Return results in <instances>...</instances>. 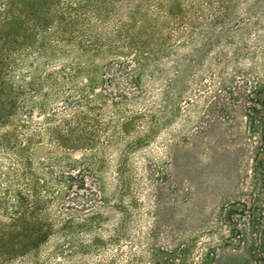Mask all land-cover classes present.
Returning a JSON list of instances; mask_svg holds the SVG:
<instances>
[{"label": "trees", "instance_id": "trees-1", "mask_svg": "<svg viewBox=\"0 0 264 264\" xmlns=\"http://www.w3.org/2000/svg\"><path fill=\"white\" fill-rule=\"evenodd\" d=\"M148 1L130 2L126 13ZM227 1L192 0L198 7L173 17L168 51L188 47L186 64L199 66L232 27L223 21ZM121 2L0 0L11 28L0 53V264H220L215 246L198 251L180 229L161 224L157 208L141 224L143 204L125 162L148 134L125 142L112 185L106 180L103 149L127 133L132 118L122 106L142 95L151 52L140 21L109 20ZM179 4L169 0L167 14ZM184 57L175 64L185 65ZM115 68L134 91H95Z\"/></svg>", "mask_w": 264, "mask_h": 264}, {"label": "rangeland", "instance_id": "rangeland-1", "mask_svg": "<svg viewBox=\"0 0 264 264\" xmlns=\"http://www.w3.org/2000/svg\"><path fill=\"white\" fill-rule=\"evenodd\" d=\"M168 1L136 2L140 6L128 16L126 8L134 0H122L109 17L140 21L151 52L141 76L142 95L122 106L132 118L127 133L103 149L106 180L111 186L125 142L148 134L128 151L125 162L143 204L141 224L157 208L161 224L180 229L198 251L215 246L220 264H264V0H228L223 21L232 27L219 33L196 68L186 64L188 47L168 51L167 43L175 36L173 17L183 19L187 7L198 4L178 0L175 13L168 15ZM9 16L6 9L0 11L2 54L11 35ZM21 30L15 32L22 35ZM182 56L185 65H176ZM104 76L111 82L95 91H134L118 69ZM110 110L107 99L103 115ZM146 124L152 125L147 131Z\"/></svg>", "mask_w": 264, "mask_h": 264}]
</instances>
